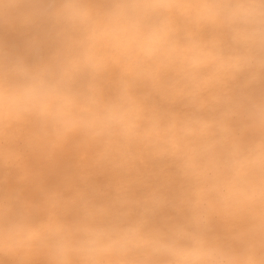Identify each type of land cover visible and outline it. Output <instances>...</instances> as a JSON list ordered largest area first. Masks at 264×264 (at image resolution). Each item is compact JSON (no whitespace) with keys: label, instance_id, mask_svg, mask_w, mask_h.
<instances>
[{"label":"clouds","instance_id":"9594fccd","mask_svg":"<svg viewBox=\"0 0 264 264\" xmlns=\"http://www.w3.org/2000/svg\"><path fill=\"white\" fill-rule=\"evenodd\" d=\"M0 264H264V0H0Z\"/></svg>","mask_w":264,"mask_h":264}]
</instances>
